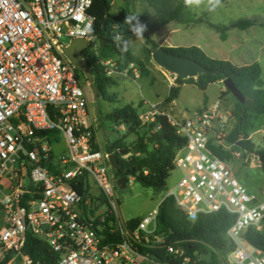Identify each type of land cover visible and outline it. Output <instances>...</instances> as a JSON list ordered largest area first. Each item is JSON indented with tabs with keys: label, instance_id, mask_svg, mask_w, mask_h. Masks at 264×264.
Here are the masks:
<instances>
[{
	"label": "built area",
	"instance_id": "2783aa9c",
	"mask_svg": "<svg viewBox=\"0 0 264 264\" xmlns=\"http://www.w3.org/2000/svg\"><path fill=\"white\" fill-rule=\"evenodd\" d=\"M93 2L0 0V264H39L22 252L27 234L48 245L56 264H165L134 247L142 239L162 243L156 234L158 207L134 228L118 216L110 153L98 144L79 73L63 53L73 39H86L88 46ZM98 62L108 77L119 71L113 60ZM143 105L142 125L164 116L185 139L173 158L180 176L161 201L171 197L189 221L221 210L230 214L229 264H264V252L245 241L249 230L264 229V201L209 148L218 146L233 157L245 153L231 151L234 144L226 140L231 111L218 102L188 115L162 102ZM60 141L65 149L55 154L53 145ZM79 181L85 192L76 190ZM89 181L108 210L93 212ZM165 248L182 258L180 264L189 262L181 247Z\"/></svg>",
	"mask_w": 264,
	"mask_h": 264
},
{
	"label": "trees",
	"instance_id": "16d2710c",
	"mask_svg": "<svg viewBox=\"0 0 264 264\" xmlns=\"http://www.w3.org/2000/svg\"><path fill=\"white\" fill-rule=\"evenodd\" d=\"M113 0H94L89 13L94 18L92 27L88 32L91 40L82 51V58L88 63L92 75V81L97 94L107 101H113L107 93V88L114 84L111 77L105 75L103 66L98 60H113L118 70H126L131 64L139 68L141 77L149 74L143 63L137 60L130 50V41L133 36L134 23H126L128 17L129 3L123 0L117 13L110 12ZM153 9L155 18L153 20L143 19L140 24H146L147 30L143 33L145 51L148 57L159 47L151 38L153 32L170 22L180 20L184 10L185 0H177L173 5L170 0H145ZM253 19H239L228 25L209 24L221 40L226 38L225 31L230 28L244 30L255 25ZM97 39L99 47L96 53L91 52L94 40ZM100 41L101 46H100ZM127 47L128 51L121 49ZM163 49L189 58L201 66L207 72L198 74L188 79H175V85L169 88L164 98V103H170L178 97L180 86L184 83L194 85L198 90L205 91L209 84L222 82L229 79L235 88L241 93L243 100L235 99L225 88L220 91L219 98L226 95L231 97V116L234 120L231 131L226 140L234 144L231 151L242 150L246 154H254L258 157L261 170L264 172V148L256 149L249 138V132L254 128L258 115H264V88L261 80V67L258 62L236 66L228 60L209 57L197 46H176ZM77 73L80 70L75 69ZM204 102L206 97L204 96ZM110 118L123 124L128 134H135L136 139L132 141L129 148V157L124 158L121 150L127 149L121 138L106 145L105 151L113 153L118 161V168L112 169L114 177L121 176L132 178L142 187L150 188L156 193L165 191L166 179L171 170L174 169L173 158L175 152L185 144L184 137L178 135L164 116H157L153 122L142 125L139 113L131 104H125L114 109ZM143 131L139 135L138 131ZM128 148V149H129ZM211 152L224 161H230L233 156L230 151L218 146L209 145ZM78 192H85L79 181L76 186ZM86 197L83 196V200ZM139 219H130L128 224L134 228ZM232 223V216L221 210L208 215H199L194 221H189L185 215L175 207L171 197L164 198L157 208L156 234L162 237V243H146L143 239L134 244L136 250L142 254H148L153 260L165 264H180L181 257H175L169 253L165 246L172 244L184 250L183 257H188L187 264H223L218 252L230 253L232 245L225 236L227 228ZM107 235L106 230H103ZM114 239L116 236H109ZM245 241L250 246L261 249L264 252V229L260 232L249 230L245 235ZM23 254L29 256L33 262L39 264H56L57 256L50 250L48 245L36 237L27 234Z\"/></svg>",
	"mask_w": 264,
	"mask_h": 264
},
{
	"label": "rangeland",
	"instance_id": "374dc122",
	"mask_svg": "<svg viewBox=\"0 0 264 264\" xmlns=\"http://www.w3.org/2000/svg\"><path fill=\"white\" fill-rule=\"evenodd\" d=\"M122 3L123 0H113L110 5V12L117 13ZM128 3V18L134 25L137 24V21L140 23L143 19L153 20L155 18L153 9L145 0H128ZM170 3L173 6L178 2L177 0H170ZM239 19H253L256 24L244 30L230 28L225 31L226 38L224 40H221L219 34L209 26V24L228 25ZM168 28H176L175 31L168 35L169 44L179 46L199 45L208 56L228 60L233 64L241 65L258 62L261 67V80L264 88V0H219V4L215 7L209 3V0H202L199 5L193 4L191 6H186L184 3V10L180 20L173 21L170 25L160 28L151 34V38L157 45L162 43L160 35ZM63 42H67V39H63ZM98 47V41L94 40L90 51H97ZM145 47L147 46L144 44L143 37L137 38L133 31L130 41L131 53L143 63L149 74L141 77L139 68L136 65H132V67L139 74L137 79L133 77L131 66L126 71L120 70L114 73L110 76L114 84L107 88V93L113 98V101L103 100L91 84L88 83L83 73L81 71L79 73L80 83L88 100L89 119L100 148L105 150L106 145L121 138L127 148L120 152L124 158L130 156L128 153L130 151L129 146L136 139V136L135 134H128L126 126L118 123L116 118L114 120L110 118L113 110L125 104H131L140 113L143 100L147 99L149 102L159 99L164 100V96L168 93V85L171 82L168 71L155 64L151 57H148ZM213 49L217 52L211 53L210 50ZM171 83L175 85V81ZM220 88L225 89L223 84L213 83L208 85L206 90L207 98L212 101L220 100L218 103L221 108L230 109V104L227 100L231 101V98L228 96L226 101H221L219 99ZM204 92L189 83L181 85L179 95L174 101L175 107L172 106L173 113H178L177 110L184 112L186 115L193 112L204 97ZM230 123L232 127L234 121ZM142 132L139 130V135ZM249 134L256 149L264 148V115H258L254 128ZM64 149L63 141L53 145L55 154L61 153ZM227 163L240 184L259 200L264 201V172L261 170L256 156L249 154L247 157L246 153H244L238 157L234 156ZM179 176L178 170H171L166 179L165 190L171 189ZM89 184L90 192L94 195L92 200V204H94L93 212L108 210L110 208L109 204L100 194L97 186L91 181H89ZM164 192L156 193L150 188L142 187L139 183L133 181L132 178H128L124 189L115 187L119 218L123 222L130 219H141L158 207ZM98 200L101 201V204L97 202ZM218 255L223 264L230 263L229 253L218 252Z\"/></svg>",
	"mask_w": 264,
	"mask_h": 264
},
{
	"label": "water",
	"instance_id": "95a60500",
	"mask_svg": "<svg viewBox=\"0 0 264 264\" xmlns=\"http://www.w3.org/2000/svg\"><path fill=\"white\" fill-rule=\"evenodd\" d=\"M101 42L102 41H100V46ZM86 47V39H73L70 41L68 46L63 48V53L67 60L76 69L83 73L88 83L94 88L90 67L88 63L82 58V51ZM151 59L155 64L174 74L176 78L180 79L196 77L198 74L207 72V70L196 61L168 52L164 50L162 46H159L152 52ZM222 84L235 99L240 101L243 100L241 93L235 88L229 79H224ZM108 162L113 170L118 168V161L113 153L108 155ZM127 181L128 180L126 176H121L116 179V186L119 189H124L126 187Z\"/></svg>",
	"mask_w": 264,
	"mask_h": 264
},
{
	"label": "crops",
	"instance_id": "0c3cea01",
	"mask_svg": "<svg viewBox=\"0 0 264 264\" xmlns=\"http://www.w3.org/2000/svg\"><path fill=\"white\" fill-rule=\"evenodd\" d=\"M176 22V21H175ZM172 22H170V23H168L167 25H165V26H163V27H161V28H164V27H166V26H168V25H170ZM172 28V27H171ZM171 28H168L166 31H164L160 36H161V38H162V43L161 44H159V46H166V47H176V46H179V45H173V44H169V40H168V35L169 34H171V32L172 31H175L176 30V28H173V29H171ZM154 33V32H153ZM165 44H167V45H165ZM189 46H192V45H189ZM194 46H197V47H199L201 50H203V48L202 47H200L199 45H194ZM204 51V50H203ZM205 52V51H204ZM210 52L211 53H216L217 51H215L214 49L213 50H210ZM206 53V52H205ZM207 54V53H206ZM208 55V54H207ZM209 57H211V56H209ZM234 65H236V66H242V65H246V64H241V65H239V64H234ZM217 84H219V85H222V82H217ZM174 86V84H172L171 82L169 83V88L171 87V86ZM183 85V84H182ZM210 85V84H209ZM181 87V86H180ZM208 87V86H207ZM206 90H207V88H206ZM206 90H205V92H204V96L206 97V102H204V97L202 98V100H201V102L196 106V108L194 109V111H197V110H199V109H201L202 107H207V106H210V105H212V104H214V103H216V102H218V101H220V100H215V101H212V100H210V99H208L207 98V95H206ZM221 90H224L223 88H220L219 89V91H221ZM167 91H169V89L167 90ZM179 92H180V90H179ZM168 94V93H167ZM166 94V95H167ZM166 95L164 96V97H166ZM179 95V94H178ZM229 95H226L224 98H222L221 99V101H226L227 100V97H228ZM231 98V97H230ZM145 99V98H144ZM158 99V98H157ZM220 99V98H219ZM143 100V99H142ZM145 101H148L149 102V100H147V99H145ZM174 101L175 100H173L172 102H170V103H164V100L163 99H159V100H157V101H150V103H164L165 105H167V106H170L171 108H172V106H174L175 107V105H174ZM227 101H229V108H231V101L230 100H227ZM143 103V102H142ZM141 110V112L144 110V105L142 104V107L140 108ZM229 110H231V109H229ZM178 111V113H184V112H182V111H180V110H177ZM193 111V112H194ZM193 112H191V113H193ZM190 113V114H191ZM234 121V120H233ZM249 138H250V134H249ZM252 141V140H251Z\"/></svg>",
	"mask_w": 264,
	"mask_h": 264
},
{
	"label": "clouds",
	"instance_id": "9594fccd",
	"mask_svg": "<svg viewBox=\"0 0 264 264\" xmlns=\"http://www.w3.org/2000/svg\"><path fill=\"white\" fill-rule=\"evenodd\" d=\"M202 2V0H185V5L186 6H191L193 4L199 5ZM209 3L213 5V7L217 6L219 4V0H209ZM126 23H131V20L126 17L125 18ZM147 30V25L146 24H140L139 21H137V24L134 26V34L137 36V38H142L143 33ZM124 52H127L128 49L127 47H124L121 49Z\"/></svg>",
	"mask_w": 264,
	"mask_h": 264
}]
</instances>
